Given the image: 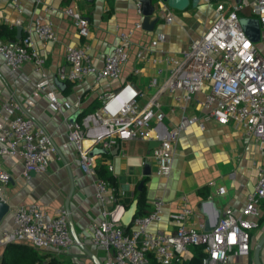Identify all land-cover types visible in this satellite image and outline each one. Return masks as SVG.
Here are the masks:
<instances>
[{
	"label": "crops",
	"instance_id": "0c3cea01",
	"mask_svg": "<svg viewBox=\"0 0 264 264\" xmlns=\"http://www.w3.org/2000/svg\"><path fill=\"white\" fill-rule=\"evenodd\" d=\"M223 1L229 5L242 0ZM244 1L247 5L238 11V17H254L251 13L254 0ZM67 6L77 10L88 21L87 38H81L72 19L63 14ZM19 7L21 12L18 14L9 0H1L0 25L13 27L16 39L17 27L20 36H23L31 19L38 14H45L54 27L55 41L42 45L33 36L30 48L42 59L43 70L58 101L73 102L80 97L81 102L77 110L63 109L61 113L51 110L44 94L35 88L39 76L34 72L32 63L25 62L18 71L12 72L0 57V104L13 94L29 110L35 125L46 132L56 147L47 169L30 174L27 178L20 176L22 165L19 158H0V165L10 176L2 191L0 231L10 226V214L17 206L35 204L48 217H52L58 208L66 207L70 212V228L75 239V244L68 250H42L27 243L17 244L30 246L42 255H47L40 261L42 263L54 258L72 264H94L102 261L105 255L101 247L90 241L93 226L99 220V205L94 198L92 180L81 172L74 148L61 149L67 133L66 121L83 120L101 106L100 96L109 92H120L122 97H127L131 90L141 91L143 95L137 99V107H142L168 76L169 66L163 62L155 63L154 60L164 55L177 57L192 40L200 37L216 18L215 6L202 0H189L188 6L182 11L162 6L150 16V20L157 18L152 31L134 27L142 16L133 0H41L39 4L34 0H20ZM43 7H48L46 13ZM168 16H171V21L166 20ZM17 20L19 24H15ZM127 30L132 31L131 44L127 61L117 80L96 81L92 76L74 83L57 80L56 68L63 63L66 46L87 43L91 61L101 66L104 55L117 43L118 35ZM260 40H263L260 46H255L257 52L264 56V34ZM139 50L144 52L142 60L136 56ZM152 80L155 84L150 86ZM204 92L205 89L196 98H191L184 105L183 112L175 100L182 94L179 90L160 92L157 102L164 112L160 124H152L145 138L116 141L105 153L95 154L97 168L104 166L106 176L112 178L116 188L125 191L122 202L136 201L135 216L147 214L156 197L164 201L161 221L149 227L152 233L171 232L173 225L168 220V213L178 211L182 206L192 213L187 224L213 226L226 207L234 213L242 209L247 194L253 190L258 179L259 167L263 163V144L247 136L239 125H221L213 120H204L198 103ZM115 108V103L109 104L111 111ZM182 114L195 116L197 124L179 134L171 171L167 177L159 176L151 151L158 145L161 134L176 124ZM88 124L90 131L83 140L85 147L91 144V138L99 129L93 121ZM108 164L111 171L107 170ZM139 182H142L144 200L140 205L137 204L139 193H134ZM219 189H222L220 193ZM260 212L261 220L251 232L248 253L231 254L223 264H264V204ZM3 249L0 247V256ZM191 255L192 249H188L183 261ZM40 262L37 261L38 264Z\"/></svg>",
	"mask_w": 264,
	"mask_h": 264
},
{
	"label": "built area",
	"instance_id": "2783aa9c",
	"mask_svg": "<svg viewBox=\"0 0 264 264\" xmlns=\"http://www.w3.org/2000/svg\"><path fill=\"white\" fill-rule=\"evenodd\" d=\"M9 1L19 14L20 0ZM202 1L215 6L214 22L177 57L164 55L154 60L169 66L168 76L142 107H137V99L143 95L141 91L131 90L127 97H122L120 92H109L100 96L101 106L83 120L66 121L67 133L61 149L74 148L81 172L92 180L94 198L99 205V220L93 226L90 241L101 247L105 255L102 261L94 264H150L149 258L155 264H181L184 253L199 245L203 246L209 264H223L229 255H245L249 251L251 232L258 227L260 208L264 204V151L258 179L240 211L234 213L226 207L211 230L205 231L203 223L187 224L192 213L182 206L178 211L168 213L173 230L165 234L149 230L151 224L162 219L164 201L160 197L152 200L147 214L132 220L128 233L124 231L121 217L126 209L122 202L125 191L98 176L97 155L90 154L92 149L105 153L116 141L145 138L152 124L157 126L164 118L157 102L158 94L175 89L182 93L175 98L182 112L184 105L205 89L198 101L204 120H213L221 125H239L247 136L259 140L264 147V56L257 52L255 43L247 38L239 22L238 11L247 3L242 0L227 5L223 0ZM34 2L39 4L41 0ZM133 2L139 12V1ZM42 9L44 13L48 11V7ZM251 13L260 24L262 37L264 0H254ZM63 14L72 19L81 38L88 37L86 18L69 6L63 9ZM31 20L24 35L18 39L0 38L1 59L12 72L18 71L25 62L32 63L39 76L35 88L44 94L51 110L60 113L63 109L77 110L80 97L73 102L58 101L43 70L42 59L30 48L33 36L42 45L55 41L52 23L45 14H38ZM166 20L171 21V16ZM134 27L140 28V22H136ZM131 34L132 31L127 30L118 35L117 43L104 55L101 66L91 61L87 43L66 46L63 63L56 68L57 80L74 83L86 76H92L96 81L117 80L127 61ZM136 56L144 59L143 50H139ZM154 84V80L149 83L150 86ZM112 102L116 105L114 111L109 109ZM89 121L95 122L99 129L91 138V144L85 147L83 140L90 131ZM194 124H197L195 116L182 114L176 124L161 134L158 145L151 151L159 176L169 175L179 134ZM55 151L50 137L35 125L29 110L13 94L8 95L0 104V158H19L22 165L20 176L27 178L30 173L44 172ZM106 167L111 171L109 164ZM9 179V174L0 165L1 201L3 186ZM221 191L219 189L218 193ZM69 217L66 207L58 208L52 217H48L35 204L17 206L10 214V226L0 231V247L27 243L42 250L66 251L75 244ZM78 245L82 248V244Z\"/></svg>",
	"mask_w": 264,
	"mask_h": 264
},
{
	"label": "trees",
	"instance_id": "16d2710c",
	"mask_svg": "<svg viewBox=\"0 0 264 264\" xmlns=\"http://www.w3.org/2000/svg\"><path fill=\"white\" fill-rule=\"evenodd\" d=\"M0 37L3 39L8 40H14L15 39V30L13 27L7 28L0 25ZM81 116H84L82 114ZM80 116V118H81ZM98 176L109 181L110 185L116 188L114 181L110 176H106V168L104 166H101L97 168ZM142 189L143 186H141L140 190H134V193H139L137 197V204H143V196H142ZM131 201H128L127 203H123L125 205V208H127ZM149 212V211H148ZM142 216V215H139ZM138 217V216H135ZM134 217V218H135ZM261 218L258 222H260ZM131 224L129 226L124 227V231L128 233L131 230ZM190 249H192V255L189 259L182 261L181 264H203L204 259L206 258V254L203 252V246H193ZM47 258V255H42L39 251L36 249H33L30 246L24 245V244H17V243H11L7 244L0 256V264H36L37 261H41ZM148 262L150 264H155L153 260L149 258ZM38 264V263H37ZM39 264H72V263H66V262H60L55 260L54 258H49L45 260L44 263L40 262Z\"/></svg>",
	"mask_w": 264,
	"mask_h": 264
},
{
	"label": "water",
	"instance_id": "95a60500",
	"mask_svg": "<svg viewBox=\"0 0 264 264\" xmlns=\"http://www.w3.org/2000/svg\"><path fill=\"white\" fill-rule=\"evenodd\" d=\"M138 1H139V13L142 16L140 21V26L145 31H152L153 25L157 21V18L150 20V16L154 12L159 11L162 6L177 11H182L189 4V0H138ZM239 22L247 38L253 43L259 42L261 36V30H260V24L258 23L257 19L255 17L239 18ZM19 30H20L19 27H17L16 39L20 37ZM100 152L101 151L99 149H92L90 151V154H96ZM30 174L33 175L34 173H30ZM145 174H147V172ZM141 186H142V182H139L136 187L137 191L140 190ZM0 205H3V202H1V200H0ZM135 209H136V201L133 200L131 204L125 209L121 217V222L125 227L129 226L132 223V220L135 217ZM69 222H70V217H69ZM211 228L212 227L205 226V231H209L211 230ZM254 253L256 255V250L254 251ZM203 264H209L208 258L204 259Z\"/></svg>",
	"mask_w": 264,
	"mask_h": 264
},
{
	"label": "rangeland",
	"instance_id": "374dc122",
	"mask_svg": "<svg viewBox=\"0 0 264 264\" xmlns=\"http://www.w3.org/2000/svg\"><path fill=\"white\" fill-rule=\"evenodd\" d=\"M261 42H263V40H260L259 42L255 43V44L258 45V46H260Z\"/></svg>",
	"mask_w": 264,
	"mask_h": 264
}]
</instances>
